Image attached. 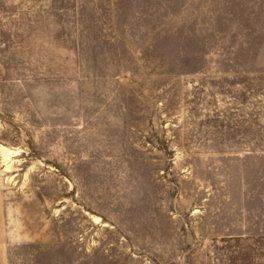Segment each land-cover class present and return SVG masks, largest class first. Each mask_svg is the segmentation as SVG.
Instances as JSON below:
<instances>
[{
    "label": "rangeland",
    "instance_id": "1",
    "mask_svg": "<svg viewBox=\"0 0 264 264\" xmlns=\"http://www.w3.org/2000/svg\"><path fill=\"white\" fill-rule=\"evenodd\" d=\"M0 145L11 264H264V0H0Z\"/></svg>",
    "mask_w": 264,
    "mask_h": 264
},
{
    "label": "crops",
    "instance_id": "2",
    "mask_svg": "<svg viewBox=\"0 0 264 264\" xmlns=\"http://www.w3.org/2000/svg\"><path fill=\"white\" fill-rule=\"evenodd\" d=\"M2 189L0 186V264H11L10 254L17 247L16 241L10 239L12 236L6 232V222L2 216Z\"/></svg>",
    "mask_w": 264,
    "mask_h": 264
},
{
    "label": "bare ground",
    "instance_id": "3",
    "mask_svg": "<svg viewBox=\"0 0 264 264\" xmlns=\"http://www.w3.org/2000/svg\"><path fill=\"white\" fill-rule=\"evenodd\" d=\"M0 155L2 157V162L5 165V170H8V168L10 167V165L8 163L12 160L13 157H15L19 154H18V150H16V149H11L9 147L7 148L4 145H0Z\"/></svg>",
    "mask_w": 264,
    "mask_h": 264
}]
</instances>
